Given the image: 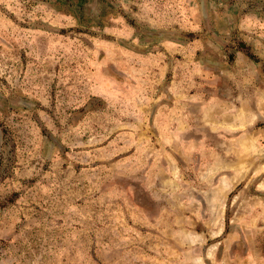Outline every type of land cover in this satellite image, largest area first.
Returning a JSON list of instances; mask_svg holds the SVG:
<instances>
[{"label": "rangeland", "instance_id": "374dc122", "mask_svg": "<svg viewBox=\"0 0 264 264\" xmlns=\"http://www.w3.org/2000/svg\"><path fill=\"white\" fill-rule=\"evenodd\" d=\"M0 264H264V0H0Z\"/></svg>", "mask_w": 264, "mask_h": 264}]
</instances>
